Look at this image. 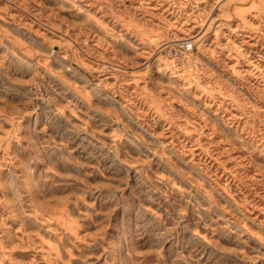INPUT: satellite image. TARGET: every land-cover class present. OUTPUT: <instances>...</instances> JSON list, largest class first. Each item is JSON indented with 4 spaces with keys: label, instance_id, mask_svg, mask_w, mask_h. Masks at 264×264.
Instances as JSON below:
<instances>
[{
    "label": "rangeland",
    "instance_id": "1",
    "mask_svg": "<svg viewBox=\"0 0 264 264\" xmlns=\"http://www.w3.org/2000/svg\"><path fill=\"white\" fill-rule=\"evenodd\" d=\"M0 264H264V0H0Z\"/></svg>",
    "mask_w": 264,
    "mask_h": 264
},
{
    "label": "built area",
    "instance_id": "2",
    "mask_svg": "<svg viewBox=\"0 0 264 264\" xmlns=\"http://www.w3.org/2000/svg\"><path fill=\"white\" fill-rule=\"evenodd\" d=\"M194 46L190 40L172 41L167 48V56L174 64H182L188 61V56Z\"/></svg>",
    "mask_w": 264,
    "mask_h": 264
}]
</instances>
